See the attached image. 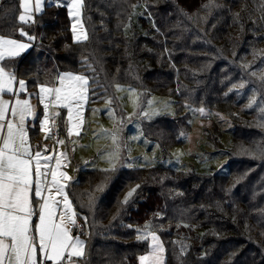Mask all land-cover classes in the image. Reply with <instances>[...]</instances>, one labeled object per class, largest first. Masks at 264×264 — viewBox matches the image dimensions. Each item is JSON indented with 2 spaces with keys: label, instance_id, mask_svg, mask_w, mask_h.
Here are the masks:
<instances>
[{
  "label": "trees",
  "instance_id": "trees-1",
  "mask_svg": "<svg viewBox=\"0 0 264 264\" xmlns=\"http://www.w3.org/2000/svg\"><path fill=\"white\" fill-rule=\"evenodd\" d=\"M210 4L211 0H83L88 38L74 41L65 3L46 0L35 20L21 25L19 0H1L0 34L18 37L24 27L35 35L34 48L19 68L33 80L46 76L47 68L53 74L85 73L90 104L114 97L116 83L172 96L176 115L141 121L144 135L167 151L190 129L187 115L180 113L184 103L230 105L239 99L230 88L238 78L264 102V81L251 71L264 60L260 64L259 55L247 67L236 63L241 53L264 54L258 47L264 46V0ZM195 10L207 13L208 22L199 28L189 22ZM230 117L227 172L165 166L80 169L68 188L87 227L78 264H138V254L147 249V240L137 237L145 222H151L164 240L165 264L172 233L186 236L178 239L181 245L173 241L177 250L172 264H264V123L247 113L238 118L232 111ZM133 186L132 195L124 198Z\"/></svg>",
  "mask_w": 264,
  "mask_h": 264
},
{
  "label": "rangeland",
  "instance_id": "rangeland-1",
  "mask_svg": "<svg viewBox=\"0 0 264 264\" xmlns=\"http://www.w3.org/2000/svg\"><path fill=\"white\" fill-rule=\"evenodd\" d=\"M59 2L67 4L68 0H59ZM222 3L223 0H211L210 5L219 7ZM206 9H209L208 6ZM192 13L189 22L193 27L199 28L200 23L208 22L205 11L195 10ZM136 16L135 11L131 18L133 19ZM82 17V8L78 20L69 16L70 29L72 28L71 34L73 33L72 39L73 37L76 39L77 36L82 37L83 35H87L86 25ZM207 26L212 29L209 23ZM73 27H75V32L73 31ZM196 38L199 40L198 37ZM19 41L27 43L23 40ZM250 46L254 47L255 45L250 44ZM258 47L264 48L262 44H259ZM248 54L250 55L241 53L240 59L236 60V63L248 66L250 60L254 56L257 57L259 55L260 64L264 60L263 53L253 54L251 52ZM241 58L243 59L241 60ZM251 71L252 73H256L258 77L264 76V64L251 69ZM68 73L84 75L88 78L85 73L76 71H62L61 75ZM241 84H243V87L240 86ZM234 87L236 88L234 89ZM230 88L235 90L239 97L235 102H230V105L228 103H218L221 104L218 105V108H209V106L202 107L191 103H184V107L180 110V113L184 112L187 115L190 129L181 134L182 141L180 143L164 151L156 140L149 139L144 135L141 121L164 114L176 115L178 109L176 107V100L172 96L168 97L163 94L146 92L131 84L116 83L114 86V97H105L96 103L90 104L89 83L88 92L86 93L87 99L82 101L79 106H73L72 120L70 121L72 137L68 142L69 145L66 150H60L58 154L61 161L59 170L67 173L71 177V181L74 182L78 176V164L80 167L98 169L118 166L129 168L165 166L177 170L206 174L227 172L228 150L232 143L233 134V120L230 117L232 111L238 118H244L247 113L251 117L261 119L264 123V112L261 111V108L264 107V102L259 99L256 90L248 86V82L242 78L235 79ZM253 98L256 99L257 104L250 107V101ZM228 106L229 108L233 107L231 111H228ZM65 109L59 107L56 114L59 113L60 115L62 113L63 116ZM77 113H79L78 116ZM262 116L263 119L261 118ZM53 137L56 139V135ZM58 137L57 140L62 141V132L58 131ZM57 140L53 143V145L57 144L56 147L50 153L56 152L59 145H61ZM133 192L134 186L126 190L124 198L130 196L129 193L132 195ZM146 226L149 227L146 228ZM176 226H180V223L176 224ZM146 231L152 232L159 237V243L163 249L156 254L157 259L154 264H165L166 255L163 238L157 229L152 226L151 222H145L138 228L137 237L143 239V233ZM84 232H87V227ZM172 234L173 236H169L167 239L172 245L168 264H172L175 257L174 252L177 250L173 246V241L181 245L178 239L186 237L179 233ZM151 250L152 241L149 236L147 249L138 254V264H140L139 257L149 255ZM182 250H178L180 251L179 253Z\"/></svg>",
  "mask_w": 264,
  "mask_h": 264
},
{
  "label": "snow or ice",
  "instance_id": "snow-or-ice-1",
  "mask_svg": "<svg viewBox=\"0 0 264 264\" xmlns=\"http://www.w3.org/2000/svg\"><path fill=\"white\" fill-rule=\"evenodd\" d=\"M42 3L43 0H19L18 22L21 25L33 22V13L41 11ZM65 6L69 16L78 20L83 0H68ZM19 34L28 41L35 39L23 28ZM87 38V35L77 36L76 40ZM29 47V43L0 35V61L19 56ZM261 79L264 80V76ZM14 84H18L20 92L25 91V82L17 81L13 73L0 65V96L14 92ZM88 88L86 76L71 73L58 77L56 85L39 86L37 95L45 109L40 129L46 133V139L51 132L49 106L66 108L71 121L73 106L87 99ZM255 104L257 101L253 98L249 106ZM261 111L264 112V107ZM33 115L29 100L13 102L0 98V264H78L84 256L85 242L79 235L72 234V228L77 227V213L67 192L69 185L64 183L70 182L71 177L59 170V158L45 157L42 165L40 151L34 154L31 151L24 125L26 118ZM52 159L56 168L50 166ZM149 236L152 250L149 255L139 257L140 264H154L156 254L163 250L156 234L143 233L144 240Z\"/></svg>",
  "mask_w": 264,
  "mask_h": 264
},
{
  "label": "crops",
  "instance_id": "crops-1",
  "mask_svg": "<svg viewBox=\"0 0 264 264\" xmlns=\"http://www.w3.org/2000/svg\"><path fill=\"white\" fill-rule=\"evenodd\" d=\"M57 2H59V0H57ZM0 3H1V0H0ZM42 5H44V6L41 9V11L44 9V7L46 5V0L43 1ZM36 14H38V13H33V21L35 20ZM21 28H23V30L25 32H27L29 35L35 37L34 34L26 31V29L24 27H21ZM21 28H19V30ZM71 32H72V30H71ZM0 35L5 36L7 38L16 39L17 41L23 40V41H26L27 43L30 42L29 43L30 47L25 49L23 52H21L19 56L12 57V58L5 57V59L3 61H0V65L4 66L6 71L13 73L15 75L17 81L22 80L25 82V85H26L25 91L20 92L18 84H14V92L4 93L2 96H0V98H2L4 100H8V101H13V102L15 99H20V100L27 99V100H29L30 105L33 109L34 115L26 118L24 127H25V131L27 133V137H28V141H29L31 151L33 152V154L37 150L40 151L41 158H42L41 163L43 165L45 157L59 158L58 154L60 153V150L65 151L66 148L68 147V145H69L68 142H69L70 138L72 137V132H69V129H71V127H70V121L68 120V110L64 108L65 109V113H64L65 117H64V114L62 116V113L57 116L56 111L58 110L59 107L50 105L48 108V116H49L48 128L51 129V132L49 133L50 138H48V139L45 138L46 133L44 131H41V129H40V122L44 119L45 109H44L43 103L41 102V100L38 98V95H37L39 92V86H41V85H46V86L56 85L57 81H58V77L61 76L62 71H71V72H74V71L73 70H59L56 74L55 73L53 74L51 69L47 68L46 69V72H47L46 76H45V74H41L42 76H38V77H36L35 80H33L30 78V75L28 76V75L24 74L23 71L21 69H19L20 68V61L32 50V48H34L33 47V40L28 41L27 37H24L21 35L18 37L7 36V35H3V34H0ZM72 36H73V33H72ZM87 37H88V34H87ZM73 40L77 41L76 39H74V37H73ZM79 41H82V40H79ZM11 106L12 105L10 104L9 107H11ZM57 126H58V128H57ZM58 131L62 132L63 143H61V145H59L56 152L50 153L53 151L52 149L55 148L57 145V144L53 145V143H55V141L59 138L58 137ZM5 135H6V130H5ZM54 135H56V139L53 137ZM49 142H50V144H49ZM57 142H58V140H57ZM52 145H53V147L51 148ZM45 149H47V151H45ZM50 166L52 168H56L55 159H52ZM77 168H78V175H79L80 169H82L83 167H80L78 164ZM49 179H50V177H49ZM73 182L74 181H70V182L64 181V183H68L69 186ZM68 188H67V192H68ZM69 198L72 201L70 195H69ZM72 205H73L75 212L77 213L78 211H77L73 201H72ZM33 221L37 222L36 217H33ZM76 224H77V227L72 228V234L74 236L79 235L80 239L84 241L85 239L83 237V234L81 235V233H85L84 230L86 228L84 214L77 213ZM49 264H51V262H49Z\"/></svg>",
  "mask_w": 264,
  "mask_h": 264
},
{
  "label": "built area",
  "instance_id": "built-area-1",
  "mask_svg": "<svg viewBox=\"0 0 264 264\" xmlns=\"http://www.w3.org/2000/svg\"><path fill=\"white\" fill-rule=\"evenodd\" d=\"M49 144H50V142H49Z\"/></svg>",
  "mask_w": 264,
  "mask_h": 264
}]
</instances>
